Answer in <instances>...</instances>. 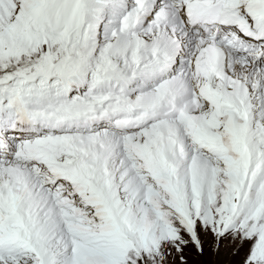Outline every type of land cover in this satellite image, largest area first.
<instances>
[{"label":"snow or ice","instance_id":"snow-or-ice-1","mask_svg":"<svg viewBox=\"0 0 264 264\" xmlns=\"http://www.w3.org/2000/svg\"><path fill=\"white\" fill-rule=\"evenodd\" d=\"M0 264H264V0H0Z\"/></svg>","mask_w":264,"mask_h":264}]
</instances>
